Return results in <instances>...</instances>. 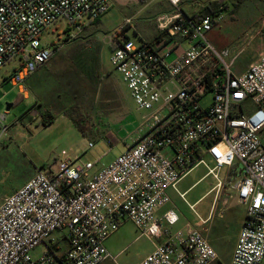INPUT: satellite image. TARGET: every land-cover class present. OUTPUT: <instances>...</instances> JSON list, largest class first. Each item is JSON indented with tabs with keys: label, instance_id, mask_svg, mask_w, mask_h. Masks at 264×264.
Instances as JSON below:
<instances>
[{
	"label": "built area",
	"instance_id": "built-area-1",
	"mask_svg": "<svg viewBox=\"0 0 264 264\" xmlns=\"http://www.w3.org/2000/svg\"><path fill=\"white\" fill-rule=\"evenodd\" d=\"M166 1L172 12L156 17L159 38L134 43L126 35L132 23L127 19L109 39L114 69L137 109L147 112L138 136L98 172L91 162L67 160L57 172L36 171L5 196L0 264H119L106 241L125 222L155 243L139 264H217V252L199 229L171 234L178 214L172 209L163 219L156 217L170 202L168 191H178L182 179L201 165L217 181L212 191L218 196L221 170L229 167L231 177L239 175L233 187L246 218L231 264H264V53L236 74V56L207 39L220 13L196 22L182 9L186 0ZM113 5L112 0H0V69L17 61L11 79L24 85L59 50L43 46L45 32L65 21L68 30L81 34ZM208 95L211 101L204 104ZM5 119L0 116V138L7 131ZM162 238L167 240L158 242ZM42 245L44 252L33 256Z\"/></svg>",
	"mask_w": 264,
	"mask_h": 264
},
{
	"label": "rangeland",
	"instance_id": "rangeland-1",
	"mask_svg": "<svg viewBox=\"0 0 264 264\" xmlns=\"http://www.w3.org/2000/svg\"><path fill=\"white\" fill-rule=\"evenodd\" d=\"M223 1L226 5L220 12L221 20L207 39L217 50L228 49L236 56L234 72L241 74L264 53V7L258 0H253V6ZM184 8L187 15L192 14L189 6ZM134 10L133 6L114 5L97 24L81 34L68 30L65 21L45 32L41 37L43 46L55 45L59 50L34 73L32 87L22 85L29 92L28 98L20 92L21 85H15L11 79L19 65L17 61L0 69V116L6 114L7 125L0 138V204L5 196L34 177L36 171L57 172L67 160L78 164L91 162L97 170L118 158L138 136L147 112L137 109L122 76L114 69L109 40ZM152 34L153 31L145 37L147 41H151ZM126 35L136 44L141 42L131 27ZM96 71L101 74L99 79ZM210 101L208 95L204 104ZM79 110L90 114L94 136H84L66 115L67 111ZM47 113L55 119L45 125L43 117ZM206 161L213 167L208 157ZM230 171L229 167L221 170L223 187L219 196L212 191L217 181L206 176L208 170L203 165L182 179L178 191H168L170 202L166 209H173L180 219L169 227L171 234L186 232L188 226L201 231V219L207 220L210 214L213 215L206 227L223 229L227 235L236 231L237 224L246 218V208L237 201L235 181L231 182L228 176ZM139 235L136 227L128 223L110 240V252L118 256L119 264H139L154 251L150 238ZM44 249L45 246H39L33 256H39ZM220 253L222 263L217 264H230L227 250L221 248Z\"/></svg>",
	"mask_w": 264,
	"mask_h": 264
},
{
	"label": "crops",
	"instance_id": "crops-1",
	"mask_svg": "<svg viewBox=\"0 0 264 264\" xmlns=\"http://www.w3.org/2000/svg\"><path fill=\"white\" fill-rule=\"evenodd\" d=\"M112 1H113L114 5H117L121 8H126V7L129 8L130 6L135 7V10L132 11L131 16L127 17L126 20L127 19L132 20L130 27L140 37L141 41H146L148 43L153 42L156 39V36L158 34L157 29H156V24H155L156 17L159 16L160 14H163V13H171L172 12V8L170 7V5L167 3L166 0H163V1H159V0H112ZM211 1H214V0H186L182 4V9L184 12H186L184 7L189 6L192 9V14L188 15V16L192 17V15L194 13H196L202 6L206 5L207 3L211 2ZM219 1L222 2V0H219ZM258 1H260V4L264 7V0H258ZM222 3L224 4V1ZM232 3L236 6H240V5H243L245 3L246 4L249 3V5H251V6L254 5L253 0L252 1L251 0L242 1V2L239 0H233ZM224 5H226V4H224ZM223 7H222V9H223ZM98 22H99V20L94 24H97ZM151 31H153L152 37L150 38L151 41H147L145 37L150 35ZM33 83H34V74L26 79L25 85H26V87H32ZM20 92L23 94L24 98L29 97V92L22 85L20 86ZM210 161H211V159H210ZM99 170H101V168L95 170V167H94L93 171L98 172ZM237 201L239 202L238 197H237ZM225 203H228V199L226 200ZM166 206H164L163 208L156 211V217L157 218L163 219L164 214L167 211L172 210V209H166ZM192 207L193 206H191V208ZM244 221H245V219L240 221V223L237 224L238 228L236 229V231L231 232L230 235H227L228 232L224 231L223 229H221V230L214 229L211 226L206 227L207 223L202 224V225H198L199 227L200 226L202 227L201 232H202L203 236L210 242V244L213 246V248L217 252L218 257H219L218 263H222L221 262V255H220L221 254L220 253L221 248H225L227 250V252L230 254V257H231L230 259L232 260L234 250H235V247L237 245L238 237H239V234H240V231H241V228L243 226ZM128 223H130V222L123 223L122 226L120 227V229L106 241V247H107L109 252H110V249H112V243L110 240L113 237L118 236V233L121 230V228L125 224H128ZM130 224H132V223H130ZM162 224L166 227V224L163 221H162ZM140 236H144V235L140 234L138 237H140ZM166 240H167L166 238H162L158 242H165ZM152 244H153V247L155 248L154 241H152ZM231 260H230V262H231Z\"/></svg>",
	"mask_w": 264,
	"mask_h": 264
},
{
	"label": "trees",
	"instance_id": "trees-1",
	"mask_svg": "<svg viewBox=\"0 0 264 264\" xmlns=\"http://www.w3.org/2000/svg\"><path fill=\"white\" fill-rule=\"evenodd\" d=\"M242 2V0H241ZM224 4L220 2L219 0H214L206 5L202 6L196 13L192 15V18L196 22H200L202 18L209 16V15H214L218 14L222 11V7ZM160 35L157 34L156 39L159 38ZM97 72V71H96ZM98 79L101 77V74L97 72ZM66 115L71 118V120L75 123V125L78 127L80 132L87 137H92L94 136V131L93 127L91 125L92 122H90V117L89 113L86 111L79 110L77 113L75 112H66ZM55 119V116L47 113L43 117V123L47 125L48 123H52ZM114 142V141H113ZM231 176V173H230ZM238 173H234L232 177H230L231 182L236 181L238 178Z\"/></svg>",
	"mask_w": 264,
	"mask_h": 264
}]
</instances>
